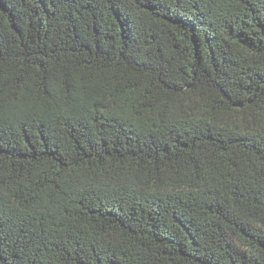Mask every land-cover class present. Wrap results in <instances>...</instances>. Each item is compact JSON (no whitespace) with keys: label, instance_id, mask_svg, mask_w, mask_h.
I'll list each match as a JSON object with an SVG mask.
<instances>
[{"label":"trees","instance_id":"16d2710c","mask_svg":"<svg viewBox=\"0 0 264 264\" xmlns=\"http://www.w3.org/2000/svg\"><path fill=\"white\" fill-rule=\"evenodd\" d=\"M0 264H264V0H0Z\"/></svg>","mask_w":264,"mask_h":264}]
</instances>
